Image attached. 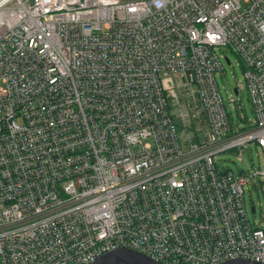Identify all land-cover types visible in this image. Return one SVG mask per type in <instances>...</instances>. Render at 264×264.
Masks as SVG:
<instances>
[{"label":"built area","instance_id":"2783aa9c","mask_svg":"<svg viewBox=\"0 0 264 264\" xmlns=\"http://www.w3.org/2000/svg\"><path fill=\"white\" fill-rule=\"evenodd\" d=\"M222 47L254 119L225 104ZM251 142L264 155V0H0V264L264 263L245 200L264 166L217 163Z\"/></svg>","mask_w":264,"mask_h":264},{"label":"rangeland","instance_id":"374dc122","mask_svg":"<svg viewBox=\"0 0 264 264\" xmlns=\"http://www.w3.org/2000/svg\"><path fill=\"white\" fill-rule=\"evenodd\" d=\"M220 50V49H219ZM223 64V70L217 73V81L228 108H233L235 101L233 99H241L244 106V113L248 118L254 119V111L249 100V94L244 79V67L240 63L238 56L230 47H222L219 51ZM225 55L230 58V62ZM239 88V94L235 93V88ZM235 122L238 121V115H234ZM248 125V123H246ZM264 155L262 147L251 142L246 146L229 149L217 154V163L226 169L231 170L235 174L240 172H248L264 166ZM245 200L249 218L252 223L264 222V192L261 185L252 183L245 189ZM252 206L256 207V212H252Z\"/></svg>","mask_w":264,"mask_h":264},{"label":"water","instance_id":"95a60500","mask_svg":"<svg viewBox=\"0 0 264 264\" xmlns=\"http://www.w3.org/2000/svg\"><path fill=\"white\" fill-rule=\"evenodd\" d=\"M235 91H238L235 88ZM88 264H162L148 255L129 248L112 250ZM222 264H264L249 259L237 258Z\"/></svg>","mask_w":264,"mask_h":264}]
</instances>
